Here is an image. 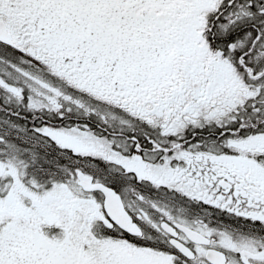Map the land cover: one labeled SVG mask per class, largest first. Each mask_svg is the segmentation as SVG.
<instances>
[{
  "label": "snow or ice",
  "instance_id": "obj_1",
  "mask_svg": "<svg viewBox=\"0 0 264 264\" xmlns=\"http://www.w3.org/2000/svg\"><path fill=\"white\" fill-rule=\"evenodd\" d=\"M0 264H264V0H0Z\"/></svg>",
  "mask_w": 264,
  "mask_h": 264
}]
</instances>
